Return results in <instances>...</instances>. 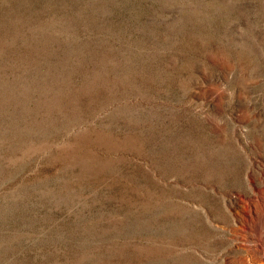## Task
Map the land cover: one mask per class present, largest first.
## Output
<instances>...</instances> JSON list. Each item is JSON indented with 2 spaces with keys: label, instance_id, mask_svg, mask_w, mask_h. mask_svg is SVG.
I'll list each match as a JSON object with an SVG mask.
<instances>
[{
  "label": "rangeland",
  "instance_id": "1",
  "mask_svg": "<svg viewBox=\"0 0 264 264\" xmlns=\"http://www.w3.org/2000/svg\"><path fill=\"white\" fill-rule=\"evenodd\" d=\"M0 264H264V0H0Z\"/></svg>",
  "mask_w": 264,
  "mask_h": 264
}]
</instances>
